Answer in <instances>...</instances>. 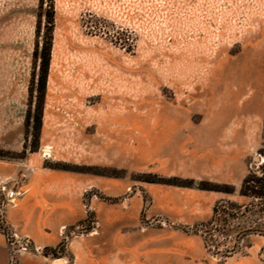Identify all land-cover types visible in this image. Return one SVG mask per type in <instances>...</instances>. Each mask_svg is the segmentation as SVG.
<instances>
[{"label": "rangeland", "instance_id": "rangeland-1", "mask_svg": "<svg viewBox=\"0 0 264 264\" xmlns=\"http://www.w3.org/2000/svg\"><path fill=\"white\" fill-rule=\"evenodd\" d=\"M0 163L16 204L51 169L79 199L85 218L42 250L53 264L102 236L103 210L144 236L107 264H264V197L200 191L264 183V0H0ZM203 164L239 165V185L201 180Z\"/></svg>", "mask_w": 264, "mask_h": 264}, {"label": "crops", "instance_id": "crops-1", "mask_svg": "<svg viewBox=\"0 0 264 264\" xmlns=\"http://www.w3.org/2000/svg\"><path fill=\"white\" fill-rule=\"evenodd\" d=\"M223 167L224 165H222V168L217 165L215 168L216 172L213 174V168L211 166H208V164L201 165V180L219 184H231L237 188L240 183L239 165L235 167ZM222 169L224 171L228 170V173H218ZM62 175L64 174L56 169H51L49 174L48 172L40 171L31 173L28 185L24 189L23 195L17 200L16 206L7 208V223L10 226L12 223L17 228L19 236L27 237L33 249L19 251L16 256V264H53L54 260L43 255L42 250L55 247L63 239L64 229L67 226L74 225L85 218V214L80 208L79 199L73 198L69 194L65 195L59 191L58 185H60L59 182L62 180ZM0 178L11 180L10 163H0ZM200 191L211 193L214 200L216 197H225L224 199L248 197L239 194L238 191H234L233 193L208 191L204 189ZM135 205L136 210H140L138 204ZM99 219L103 223L102 236L95 237L89 233L87 238H84L82 243L80 242V246L79 242L74 243L73 247H79L76 253L77 259L75 264H107L108 259L105 253L113 250H123L132 252L135 256L139 255V249L144 245V236L139 233L138 229L134 230L137 226L136 222L134 220L129 221L126 212L103 210L99 213ZM129 226L133 233L130 243L120 242L121 232ZM98 250L104 253L96 255L95 251ZM184 251L186 250L184 249ZM167 259L169 258L167 257ZM192 260L191 256H189L185 259V262L180 264H192ZM62 261L63 264H66L65 260L62 259ZM171 261L173 262H168V264H176L174 259ZM0 264H10V246L1 230Z\"/></svg>", "mask_w": 264, "mask_h": 264}, {"label": "built area", "instance_id": "built-area-1", "mask_svg": "<svg viewBox=\"0 0 264 264\" xmlns=\"http://www.w3.org/2000/svg\"><path fill=\"white\" fill-rule=\"evenodd\" d=\"M16 197V191L6 189L5 184L0 182V230L6 236L10 246V264L11 261L13 262L14 260V255H16L19 251H29V240L26 238H19L20 236L14 233L13 236L15 237V240L11 242V226L6 221V210L11 207V204L13 206L16 205ZM11 251L13 252L12 255Z\"/></svg>", "mask_w": 264, "mask_h": 264}, {"label": "trees", "instance_id": "trees-1", "mask_svg": "<svg viewBox=\"0 0 264 264\" xmlns=\"http://www.w3.org/2000/svg\"><path fill=\"white\" fill-rule=\"evenodd\" d=\"M48 51H49L48 47H45L44 50L42 49L40 53L36 52L37 57L40 58V68H41V74H40V79H39V89L40 90L43 89L44 84H45V75H46V70L48 66V56H49ZM37 121H39V118H37ZM261 181H262L261 177H257L251 174L246 176L242 182L240 194L255 196V197L257 196L264 197V183H261ZM250 182L255 183V185L254 184L249 185ZM211 189L216 190V191H222L219 185H215ZM226 192H230V191L227 190ZM216 212H217V207H214V213Z\"/></svg>", "mask_w": 264, "mask_h": 264}]
</instances>
